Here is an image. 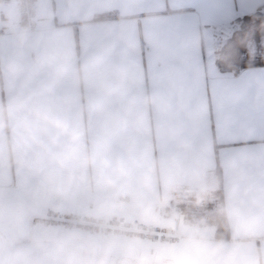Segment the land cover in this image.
Instances as JSON below:
<instances>
[{"label":"crops","instance_id":"1","mask_svg":"<svg viewBox=\"0 0 264 264\" xmlns=\"http://www.w3.org/2000/svg\"><path fill=\"white\" fill-rule=\"evenodd\" d=\"M37 4L30 28L0 0V264H264V64L216 62L220 35L264 0ZM50 213L180 236L92 233Z\"/></svg>","mask_w":264,"mask_h":264},{"label":"trees","instance_id":"2","mask_svg":"<svg viewBox=\"0 0 264 264\" xmlns=\"http://www.w3.org/2000/svg\"><path fill=\"white\" fill-rule=\"evenodd\" d=\"M259 8L256 11L237 19L238 26L226 40L220 41L216 49V62L221 72H239L246 66H255L264 64V46L261 44L264 39V11ZM115 17L111 13L101 14L96 19H108ZM250 43L256 45L252 49ZM261 49V50H260ZM218 200H221L222 190L218 189ZM214 205H209L213 208ZM181 214L188 218H197L203 216L194 213L196 205L177 203L175 206ZM196 214V215H195ZM217 228L218 236H227L228 220L223 211H213L207 216Z\"/></svg>","mask_w":264,"mask_h":264},{"label":"built area","instance_id":"3","mask_svg":"<svg viewBox=\"0 0 264 264\" xmlns=\"http://www.w3.org/2000/svg\"><path fill=\"white\" fill-rule=\"evenodd\" d=\"M18 9L20 20L26 24L27 27H35L36 17L39 12L37 0H18ZM261 44L264 46V39ZM250 46L252 49L256 48L254 43H250ZM163 215H168V212L163 211ZM45 220L47 222L56 221L68 226L80 225L92 233H119L129 236H139L150 242L172 243L180 236V233L173 226L168 225L157 227L153 224L142 223L133 219L120 218L113 221H107L94 216H63L50 213Z\"/></svg>","mask_w":264,"mask_h":264},{"label":"rangeland","instance_id":"4","mask_svg":"<svg viewBox=\"0 0 264 264\" xmlns=\"http://www.w3.org/2000/svg\"><path fill=\"white\" fill-rule=\"evenodd\" d=\"M262 10L264 11V9H262ZM237 26H238V23L235 25V27L231 28L228 32H226V33L224 32L222 35H220V39L221 40L223 39L222 41L226 40V38H228L230 35H232L233 31L237 28ZM199 205L201 207L203 206V204H199ZM202 211L209 213L210 208H207L206 211H205V209H203ZM199 220H204V218L203 219L200 218ZM137 221H140V220H137ZM140 222L144 223L143 221H140Z\"/></svg>","mask_w":264,"mask_h":264}]
</instances>
